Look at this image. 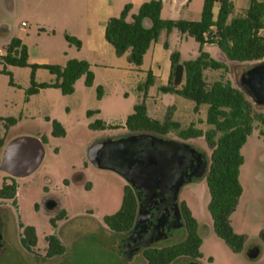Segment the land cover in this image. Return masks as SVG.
Returning <instances> with one entry per match:
<instances>
[{
	"label": "rangeland",
	"instance_id": "1",
	"mask_svg": "<svg viewBox=\"0 0 264 264\" xmlns=\"http://www.w3.org/2000/svg\"><path fill=\"white\" fill-rule=\"evenodd\" d=\"M248 4V0H238V15L245 13ZM191 7L195 13L199 2L195 0ZM86 9L83 0H80L74 11L63 0H0V54L6 55L5 48L13 39L23 38L33 56L38 51L39 60L48 62V65H57V55L68 43L65 39L66 34H69L67 30L73 28L68 16L74 14L85 17ZM170 9L168 11L172 10ZM186 12L180 15L165 13V17L186 21ZM66 22L70 23L65 24ZM162 35L171 52H181L182 62L193 61L199 57L200 45L195 40H182L183 35L179 32L169 34L168 37L164 32ZM204 52L215 61H222V53L218 47H207ZM3 57L0 56V63H3ZM227 63V71L207 70L206 82L212 85L217 81H229L235 88L244 91L252 101L242 85V76L259 63ZM4 68L1 64L0 119L16 117L18 121L10 131L7 129L8 122L0 121V157L4 152L1 143L5 145L8 139L10 143L18 137L46 139V155L43 164L33 175L25 179H15L18 186L16 207L12 201L0 200L4 236L0 264H107L115 258L127 259L130 235L115 234L112 238L105 232L110 230L104 224L106 216L120 211L127 186L134 190L138 200L137 222H140V226L151 222L153 231L157 232L154 229L159 225V219L150 212V207L145 206V193L137 189L128 178L100 164L104 150L113 147L117 140L127 141L135 136L139 140L162 139L169 143H184L186 148L204 155L207 161L206 172L209 170L211 149L205 138L184 142L173 133L166 137L151 134L131 135L121 126L131 106L143 101L140 97L143 93L132 82L107 87L100 83L92 89L86 86L85 78H82L78 81V91L74 97L64 96L56 89L42 90L28 106L29 112H26L23 109L26 91L31 87L32 71L30 68L7 66L6 70L13 78L12 86L10 76L2 73ZM51 77L49 71L41 70L36 82L50 80ZM99 81L102 82L100 77ZM99 87L103 89V96H109L103 103L98 99ZM156 90L152 88L149 91L153 119L160 122L172 119L183 128L194 125L203 132L211 129L206 123L207 106H202L196 113L194 102L177 95L160 94ZM140 98L142 101L139 102ZM100 108L107 118L105 122L117 125L116 129L100 131L90 128L97 120L94 116L89 117L88 111L96 112ZM256 110L264 114V107L256 105ZM53 121H57L65 129L64 138L53 136ZM261 130L264 127L256 122L252 135L242 149L245 159L240 175L243 195L231 217L234 232L247 238L243 253H233L214 232L209 212L210 192L204 178L206 172L195 175L191 180L182 179L179 183L169 184V191L162 198L169 200V208L185 201L193 208L200 225L199 234L204 241L203 259L199 264H209L210 259L214 264H264V244L259 239L261 231L264 230V141L260 137ZM7 176L0 171V189L6 181L4 177ZM9 178L10 176L7 180ZM88 184L91 185L90 190L86 189ZM61 213L72 220L69 224L62 225H67L62 232L68 236L64 239L67 252L63 257L49 260L44 256L47 250L46 238L54 234L51 221L59 218ZM157 215L159 216V210ZM20 223L34 227L37 232L35 255L26 252L20 244ZM184 229L181 220L170 223L156 233L150 247L162 248L179 243ZM114 239L117 247L111 243ZM259 247L262 249L259 257L250 258V253ZM178 264H190V261L181 260Z\"/></svg>",
	"mask_w": 264,
	"mask_h": 264
},
{
	"label": "trees",
	"instance_id": "2",
	"mask_svg": "<svg viewBox=\"0 0 264 264\" xmlns=\"http://www.w3.org/2000/svg\"><path fill=\"white\" fill-rule=\"evenodd\" d=\"M249 8L244 14L234 16L235 4L232 0H204L201 20L171 21L163 20L162 1H151L140 8L137 15L130 13L131 6H126L121 15L111 18L106 25V41L113 46L116 55L123 57L128 54L131 65L140 68L151 46L157 43L162 32L171 34L177 30L182 35H187L200 45V55L196 60L182 62L180 53L175 52L170 56L171 74L169 84L160 88L163 94H171L183 97L195 103V112L198 113L202 106H207L206 123L211 129L203 132L194 125L183 128L178 122L167 119L165 122L157 121L149 116L146 99L150 88L154 86V77L148 73L146 81L138 89L143 93V101L134 107V113L127 118L125 128L131 135L151 134L158 137H166L173 133L181 141L188 142L205 138L211 149L209 170L205 174L206 183L210 192L209 212L213 220L215 234L223 240L235 254H241L245 250L247 238L234 232L231 225V217L236 212L239 201L243 195V187L240 181L241 168L245 163L242 149L252 135L255 123L264 127V114L257 112L256 104L248 99L247 94L235 88L231 82L217 81L208 85L205 80L207 70H228V66L215 61L208 53L204 52L205 46H216L223 52L226 58L233 63L250 64L264 61V0H248ZM216 5L220 6L217 18L214 15ZM150 22V27L146 26ZM69 45L81 49L82 43L69 35L65 37ZM168 49V44H165ZM3 57L5 66L3 74L10 76V84L13 86V78L7 72L6 67L30 68L31 87L26 91L25 101L28 102L34 95L42 90L57 89L64 96L75 93L77 82L85 78V84L91 88L94 85L95 75L89 63L85 61L70 60L66 66L58 65H31L29 63V51L26 45L19 39H13L5 48ZM44 69L56 77L54 83L36 82V72ZM98 99L103 97V89H97ZM94 112H89L91 117ZM7 129L14 126L15 119H7ZM53 136L64 138L66 131L57 121L52 122ZM92 130H110L116 127L105 125L96 121L90 125ZM260 137L264 141V130L260 131ZM46 144V139L41 140ZM5 147L4 143H1ZM10 183L4 182L0 189V200L12 201L16 207L18 186L14 178H9ZM91 185L86 186L90 190ZM184 227L186 239L177 244L162 247L143 248V257L148 264H176L181 260H188L190 264H199L203 259L201 248L203 239L199 234V223L194 218L191 210L185 202L178 204ZM139 204L134 190L127 186L121 209L118 213L104 218L105 226L115 234H129L137 223ZM65 219V214L52 220L51 225L54 234L46 238L47 250L45 258L52 260L63 257L67 248L59 238L56 230L58 222ZM20 244L22 248L35 255L37 253L38 237L34 227L19 224ZM259 239L264 244V230ZM209 264H214L209 260Z\"/></svg>",
	"mask_w": 264,
	"mask_h": 264
},
{
	"label": "crops",
	"instance_id": "3",
	"mask_svg": "<svg viewBox=\"0 0 264 264\" xmlns=\"http://www.w3.org/2000/svg\"><path fill=\"white\" fill-rule=\"evenodd\" d=\"M8 1L14 2L15 0H8ZM83 1L87 8L86 9L87 16L85 17L84 15L77 16L74 14H72V16H68V20L72 23L73 28L72 30H67L69 34H66V35H69L71 37L78 39L82 43V47L81 49H77L76 47L70 46L67 43L66 48L61 50L57 55V61H58L57 65L64 67L70 60L85 61L89 63L91 66V70L93 71L95 75L94 85L93 87H91L92 89L98 87L100 83L101 85H104L105 87H107L109 85L110 86L118 85V84L123 85L124 83H131V82L137 85V89H138V87L146 81L147 75L149 72L152 73L154 77V86L152 88L157 89L156 91H160L159 90L160 88L166 87L169 84V79H170V74H171L170 56L172 53H175V52H171L169 44L167 42H164L163 35H162L163 32L161 33L158 42L154 43L151 46L150 50L148 51V53L146 54L144 58V63L140 68H137L129 63L128 54L123 57H118L116 55V52L113 46H111L106 41L105 33H106L107 22L111 18L119 17L126 6L129 5L132 7L129 21L131 20L132 16L138 14L140 8L145 3H149L151 1H162L163 10H162L161 17L163 20H171V18L165 17V13L168 15L170 14L180 15L182 13H185L187 10L186 15H185L187 17L186 21L198 22L201 20L203 5H204V0H196V2H199V7H197V9H195V13H193L191 6L195 0H83ZM232 1L235 4V13L233 17L238 16V8H239L237 6L238 0H232ZM63 2L64 4H70V9H73L72 11H74V9L76 8V5L80 3V0H63ZM168 8L169 9L171 8L172 10L170 9L171 11H168ZM248 8H249V4L246 10ZM219 9H220V6L216 5L214 9L215 18H217L218 16ZM171 21H177V20H171ZM70 22H66L65 24L70 23ZM24 24L25 23H23V25ZM146 26L150 27L151 26L150 22H146ZM42 30L45 31L46 29L45 30L42 29ZM174 32H178V31L174 30L171 34H174ZM164 33H165V36L168 37L169 34H167V32H164ZM184 38H189V37L187 35H183L182 40H184ZM19 40H21L22 43L26 45L28 48L29 63L31 65H39V66L48 65L47 64L48 62L38 59V55H39L38 51H36L33 56L30 47L24 42L23 38H19ZM166 43L168 44V49L165 48ZM207 47H211V46H205L204 50L207 49ZM178 53H180L181 58H182L181 52H178ZM221 53H222L221 63L229 66L227 63V61L229 62V60L226 58V56L223 54L222 51ZM41 70H44V69L37 70L36 78L38 77V73ZM99 77L102 79V82L99 81ZM55 81H56V77L52 75L50 80L39 81V83L41 84V83L46 82L48 84H51V83H54ZM77 91H78V82L75 87V93L71 95V97H74L77 94ZM159 93L163 94L161 92ZM38 95L39 94L32 96L28 102L25 101V106L23 109L24 111L29 112L28 106L32 103V101ZM108 97H109L108 95H104L103 98L100 100V103L105 102ZM140 97L143 98V95H141ZM150 98L151 97L149 96V92H148V98L146 99V105L148 108L149 116L153 118L151 114L153 108L150 105ZM140 101H142L141 98L139 102ZM136 105L137 104H134V106L133 105L131 106L129 113L126 116L125 122L122 123L121 126H124V128H125L127 118L134 113V107ZM89 112L90 111H88V113ZM22 114H23V111H22ZM92 116L96 117L95 119L97 121H101L102 119V122L107 126H110V127L117 126L113 123L105 122L107 118L104 115V112L102 111L101 108L100 110L94 112ZM10 118L18 121L16 117H8L5 119L2 118L0 119V121L1 120L6 121L7 119H10ZM11 128L12 126L9 127L8 131H10ZM8 144H9V139H8L7 144H5L4 150ZM2 157H0V164H1ZM7 178L8 176L4 177V180L10 183V180H7ZM185 203L187 204V206L189 207V209L191 210L195 218L194 210L191 207L190 203L187 201H185ZM82 218H86V217H82ZM71 221H72L71 219L65 218L63 221L60 222V224H58V229L56 233L57 234L59 233L58 236L63 243L65 242L64 240L65 237L66 239L68 238L66 233L64 235L62 234L63 229L67 225H65V227L63 226L64 224H69ZM199 230H200V225H199ZM105 232L109 234V236L111 237L115 236V233L111 231H105ZM186 236H187L186 230L184 229L180 242L184 241L186 239ZM111 243L114 247H117V242L115 239ZM203 245H204V241H203ZM203 245H202V248H203ZM202 248H201V252H202ZM259 249L261 252L262 251L261 247H259ZM179 262H177L176 264H178ZM107 264H148V263L143 257V248H142L139 251V253L136 254L131 260L115 258L113 259L112 262H107Z\"/></svg>",
	"mask_w": 264,
	"mask_h": 264
},
{
	"label": "water",
	"instance_id": "4",
	"mask_svg": "<svg viewBox=\"0 0 264 264\" xmlns=\"http://www.w3.org/2000/svg\"><path fill=\"white\" fill-rule=\"evenodd\" d=\"M242 85L249 94L252 101L264 107V62L251 68L242 76ZM173 144L165 140H139L134 136V139L120 141L117 140L114 145L128 147L129 150L125 153H117L109 159L101 158L100 164L126 178L132 184L140 185V182L150 184L169 174L163 165L164 156H161L160 144ZM46 151L43 142L40 139L32 137H18L12 140L5 148L0 164V171L6 173L14 179H25L33 175L43 164ZM203 172V171H202ZM195 176V175H194ZM191 176L186 180H191ZM161 211V210H160ZM165 214L168 210L164 211ZM166 216V215H165ZM181 220L177 216L176 221ZM163 224H160V222ZM170 218L164 217L159 219V226L155 227V231L159 228L164 229L169 225ZM140 222L138 221L134 230L129 233L131 244L135 241L134 237L140 231ZM149 244L139 245L134 249H130L127 259L131 260L142 248L149 247ZM2 248V235L0 234V249ZM260 250L255 249L250 253V258L259 257Z\"/></svg>",
	"mask_w": 264,
	"mask_h": 264
},
{
	"label": "flooded vegetation",
	"instance_id": "5",
	"mask_svg": "<svg viewBox=\"0 0 264 264\" xmlns=\"http://www.w3.org/2000/svg\"><path fill=\"white\" fill-rule=\"evenodd\" d=\"M161 147V156H164L163 165L169 174H164V176L158 180L153 181L150 184H145L140 182V185H135L137 189L143 191L146 195L145 206L150 207V212L155 214V217L160 219L164 217H169L171 224L176 222L177 216L181 217V210L176 204L175 206L168 207L169 200H162V198L169 191L168 187L171 183H179L182 179H187L194 175L204 174L206 172V159L203 156L199 155L192 149L186 148L184 143H173V144H160ZM129 150L128 147H122L114 145L113 147H108L102 153V158L109 159L117 153H125ZM204 173H203V172ZM159 210V216L157 211ZM161 210V211H160ZM165 210H168V213L165 214ZM157 215V216H156ZM166 215V216H165ZM3 216L0 214V234L2 235V241L4 239L2 232V223ZM160 224H163L161 221ZM159 226V225H158ZM151 222L141 226L140 231L134 237V242L129 246L130 249H134L139 245H145L152 242L155 238L156 233L162 231L163 229L159 228L157 232L153 231Z\"/></svg>",
	"mask_w": 264,
	"mask_h": 264
},
{
	"label": "built area",
	"instance_id": "6",
	"mask_svg": "<svg viewBox=\"0 0 264 264\" xmlns=\"http://www.w3.org/2000/svg\"><path fill=\"white\" fill-rule=\"evenodd\" d=\"M260 35H263V36H264V31H261V32H260ZM0 56H5V55H3V54L1 55V54H0Z\"/></svg>",
	"mask_w": 264,
	"mask_h": 264
}]
</instances>
